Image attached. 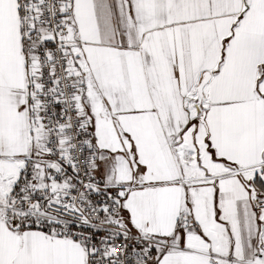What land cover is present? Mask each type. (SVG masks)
<instances>
[{
  "label": "snow or ice",
  "instance_id": "obj_1",
  "mask_svg": "<svg viewBox=\"0 0 264 264\" xmlns=\"http://www.w3.org/2000/svg\"><path fill=\"white\" fill-rule=\"evenodd\" d=\"M0 264H264V0H0Z\"/></svg>",
  "mask_w": 264,
  "mask_h": 264
}]
</instances>
